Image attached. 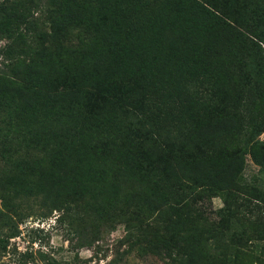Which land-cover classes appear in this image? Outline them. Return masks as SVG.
<instances>
[{"label":"rangeland","instance_id":"rangeland-1","mask_svg":"<svg viewBox=\"0 0 264 264\" xmlns=\"http://www.w3.org/2000/svg\"><path fill=\"white\" fill-rule=\"evenodd\" d=\"M9 2L17 10L26 4ZM42 2L39 5L45 6ZM164 4L175 15L191 18L188 40L182 46L165 41L160 33L170 24L162 22L138 50L109 58L102 77L114 86L125 84L147 101L158 97L167 120L184 115L190 126L216 125L219 117L231 114L234 132L241 135L248 118H264V80L251 68L258 50L248 42V32L243 26L233 29L209 22L183 0ZM33 17L37 28L46 32L42 10ZM70 33L97 43L93 25L73 27ZM37 46L34 41L31 49ZM5 48L0 36V69L5 68ZM77 49L69 56L59 54L58 64L67 74L77 72ZM159 79L167 85L162 93L153 91ZM199 79L201 87H193ZM5 100L0 98V239L5 241L0 243V264H164V255L184 250L192 264H264V164L244 154L232 189L195 198L210 218L205 220L188 214L169 188L154 185L158 172L147 173L141 165L138 145L127 131L129 121L119 120L116 113L103 117L101 129L109 133L104 139L88 142L93 117L83 124L85 134L76 136L84 142L61 151L58 128L46 123L54 109L36 104L43 111L37 120L29 109L20 118L11 111L13 119ZM8 118L11 122L6 123ZM258 137L264 143V130ZM123 166L131 170L129 176L118 173ZM147 193L164 202V210L149 209ZM226 204L231 211L224 209ZM169 218L176 223L167 231ZM140 229L145 234L139 239ZM214 237L219 240L216 246L211 243ZM142 238L156 241L162 250L153 253Z\"/></svg>","mask_w":264,"mask_h":264},{"label":"trees","instance_id":"trees-1","mask_svg":"<svg viewBox=\"0 0 264 264\" xmlns=\"http://www.w3.org/2000/svg\"><path fill=\"white\" fill-rule=\"evenodd\" d=\"M41 1L45 6L39 5ZM183 1L197 13H204L209 22L233 29L243 26L250 36L248 42L258 50L257 61L251 68L255 70V77L264 80V0ZM25 2L17 10L9 0H0V36L6 41L5 68L0 69V98L6 99L10 112L14 111L18 118L29 109L37 120V115L43 111L35 108L36 104L54 109L53 113L47 110L53 116L46 123L50 128H58L57 146L61 151L73 150L84 142L76 136L85 134L83 124L93 117L95 128L89 132L88 142L104 139L109 133L101 129L105 122L103 117L116 113L119 120L129 121L127 131L131 142L138 145L141 165L147 173L158 172L153 176L154 185L169 188L173 196L178 195L179 206L188 214L205 220L210 218L205 217L201 203L195 198L210 196L213 191L224 194L232 189L244 164V154L255 163L264 164V143L258 137L264 130V118H248L251 126L248 128L247 124L241 135L234 132L235 118L231 114L219 117L216 125L190 126L184 115L167 120L157 105L158 97L152 95L147 101L140 98L142 94L131 93L125 84L114 86L111 80L102 77L109 58L122 56L130 49L138 50L142 39L151 40L162 22L170 24L160 33L165 41L182 46L188 40L191 18L184 19L172 13L171 8H166L165 0ZM159 4L164 7L154 9ZM38 10H42L48 22L46 32L37 28L39 23L33 22V13ZM85 24L95 28L98 38L94 45L82 35L74 37L70 33L73 27ZM34 41L38 46L33 51ZM19 44L16 53L10 54L9 50ZM76 49L81 61L76 74H67L64 66L58 64L59 54L69 56ZM84 73L90 77L85 78ZM156 82L152 84L153 91L166 90V81ZM201 82L197 80L193 87H201ZM11 113L14 119L16 116ZM8 122H11L9 118ZM118 173L129 176L132 172L123 166ZM144 201L149 209L164 210L165 203L149 193L145 194ZM229 207L230 204H226L224 209L231 211ZM175 223L169 218L167 231ZM137 232L139 239L145 234L141 229ZM144 241L153 253H157L156 249L162 250L156 241L142 238ZM218 242L214 237L211 243L216 246ZM0 243L4 245L5 241L0 239ZM163 258L164 264H192L187 250L175 251Z\"/></svg>","mask_w":264,"mask_h":264}]
</instances>
